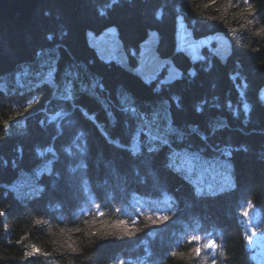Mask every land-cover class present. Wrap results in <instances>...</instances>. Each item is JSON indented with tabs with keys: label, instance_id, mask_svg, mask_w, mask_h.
Wrapping results in <instances>:
<instances>
[{
	"label": "trees",
	"instance_id": "16d2710c",
	"mask_svg": "<svg viewBox=\"0 0 264 264\" xmlns=\"http://www.w3.org/2000/svg\"><path fill=\"white\" fill-rule=\"evenodd\" d=\"M176 14L196 35L226 33L234 45L229 62L202 65L193 78L185 70L157 89L101 62L86 44L87 30L116 25L136 52L156 28L160 53L170 56ZM174 58L186 68L183 56ZM237 63L248 118L225 102L237 99L229 79ZM263 84L264 0H41L24 23L0 19V264H134L131 252L145 264L140 250L165 255L161 264H257L247 235L264 229ZM79 134L87 138L83 155ZM191 155L204 165L188 166ZM78 158L81 171L72 163ZM22 167L34 170L28 196L11 183ZM179 173L193 178L184 183ZM83 180L100 201L83 196ZM139 188H164L172 198L151 208L143 203L151 194L141 192L145 199L133 208L130 189ZM191 214L200 217L195 235L173 242L171 232ZM203 232L225 241L221 257L196 250Z\"/></svg>",
	"mask_w": 264,
	"mask_h": 264
},
{
	"label": "rangeland",
	"instance_id": "374dc122",
	"mask_svg": "<svg viewBox=\"0 0 264 264\" xmlns=\"http://www.w3.org/2000/svg\"><path fill=\"white\" fill-rule=\"evenodd\" d=\"M178 17H182L183 18L184 24L187 26V29L188 30H191L192 35H193V37L195 39H199L201 37H205V36H208V35L209 36L210 35H214L215 33H222L223 36L225 38H227V40L229 42V45H226L223 48V51H220L221 49H220L219 43H217V41L216 42L213 41L211 43V45H210L211 48L210 49L209 48H204L201 51L200 55L199 54H194L192 52H189L188 50H186V51L183 50V51L176 52L175 51L176 50V47H175L176 46V41H175V25H174V33H173V51H172V53H171L170 56L161 55V53H160L161 36H160L159 31L156 28H150V29H148L146 35L143 37V39L141 41H139V43L142 42L144 39L147 38V34H148L149 31H152V30L153 31H157L159 34H158V40H157V45H156V51H158L159 56L162 59L170 58V60L172 62V66L175 67V69H177L178 72H179V77H177L178 79H181L182 77L186 76L185 75V72H184L185 70L189 73L188 76H191V78H193L194 75L197 72V68L198 67H201L202 65H203L202 68L205 69V68L210 67L215 61H216V63L218 65H221V66H224V65H226L229 62V59L231 58L232 53H233V50H234V45H233L232 40L230 39V37L226 33H224L223 31L218 30V31H215V32H209L207 34L196 35L195 32H194L193 27H190L191 26L190 23L185 19L184 14H176V16H175V22H176V18H178ZM6 19H9V18H6ZM17 19H18V17H17ZM110 26H105L99 32H95V31H93V32L99 34L101 31L106 30ZM117 32H118V34H119V36L121 38L120 31L117 30ZM86 34H87V31H86ZM121 40H122V38H121ZM155 40H156V38L153 37V40L152 41L154 42ZM146 42H147V45L150 44V42H148V41H146ZM153 42H151V44H153ZM139 43H138V46H139ZM86 44L89 47V49H91L94 52V54H95V56H96V58L98 60H100L101 62L107 63V64L114 63V61H107L109 59H106V57H102L101 54H100V52H99V50H97L94 47L92 48L89 45V42L87 41V37H86ZM123 44H124V42H123ZM138 46H137L136 52H135V49H131V51H129V53L126 54L127 55V58H128L127 65L120 66L119 63H115V64H117L120 68H122L123 70L131 73L132 75L136 76L137 78H139L141 80V78L139 76L133 74L134 73L133 71L137 67L136 58H137V56L139 54V50H140ZM153 47H154V45H153ZM125 48H126V46H125ZM42 55L43 54H40L39 56L42 57ZM179 55L183 56L188 61V64H187V66H186L185 69L181 68L177 64L176 59L174 58L175 56H179ZM131 57L133 58L132 59L133 61L131 60ZM204 62H205V64L207 62V67L206 66L204 67V65H205ZM163 67L161 66L160 69H162V68L163 69H162L161 73L156 77V79L153 82H151V83H147V85L156 84L157 85V89H158L161 84H163V85H169V84H171V83H165L163 81L164 80V76L167 74L168 69L170 68V65L167 63ZM172 72L175 73L176 70H173ZM242 73L243 72H242V70L240 68V64L239 63H237L236 67H234V69L229 72V79L233 82L234 88L236 89V94H237L236 98L237 99L234 102L232 99H230V97H229L230 95H229L226 98V101L225 102H226V106L228 108L230 107L232 113L235 114L234 116H238L239 115V114H237V113H239V109H237L235 107V105H238L239 106V104H240L241 101H244V102L247 101L250 104V102L245 98V96H248V94L246 95L244 89H241L242 88L241 86H243V84L245 83V77L243 76ZM4 76L6 77V79H9L11 77V76H8L7 74H4ZM5 77H3V78H5ZM3 78H1V79H3ZM178 79H176V80H178ZM141 81L143 83H145L143 80H141ZM91 84H93L92 81H91ZM94 87H95V85H93V88ZM263 89H264V84L259 87V89L257 91V98H258V101L261 103V105H262V107L264 109V91L261 93V90H263ZM175 100L178 102V97L177 96L175 97ZM232 102H234V103H232ZM242 113L244 114V117L245 118H248V116L250 115V111H248V110H242ZM126 126L128 127L127 124H125V127ZM103 127H105V125L102 123L101 129ZM73 136H74V138H76V135H73ZM130 137H131V135H130ZM79 138L83 142V143L81 142L83 144V146H86V144H87V138L85 137V135L79 134ZM130 140H131V138H130ZM148 140L145 141L146 144H148ZM78 142H80V140ZM171 144H173L172 139L168 143L169 147L171 146ZM84 148H85V151H86V147H84ZM132 150L133 151H136L137 148L132 149ZM199 157H201V156H198V155H191V156H189V159L187 161L188 166L193 167L194 165H198L199 163H203V165H204V158L201 159ZM216 162H217V164H220L219 161H216ZM35 163H38V161H36ZM209 164H210V162H209ZM210 166L213 168V171L216 172L217 165L210 164V165H208L206 167L210 168ZM218 169L221 171V172H219L221 174H227L228 173V171H226V169L224 167H219ZM15 170L16 171H15L14 175L11 178V180L13 179L11 181V183L18 185V190L21 193V191H25L26 188L29 187V185L31 183L32 173H34V170H30V168H27V167H22L21 169L20 168H17ZM136 173L139 174L138 171H136ZM139 175H140V182H139V184L140 183L141 184H146V181H147L146 176L143 175V174H139ZM85 182L86 181L83 180L80 183V187L82 189L83 196H85L86 199H91V194H92L93 195V198L92 199H94L96 201H100L99 198L95 195V193H94L93 190H91V193H88V189L85 187V186H87V183H85ZM89 188H91V187H89ZM136 190H137V192L134 191V189H130V191H131L130 194H133V196L129 200H127V202H129V203H133L134 206L140 204V202H137L140 199H141V203H142V200L145 199V197H143L144 194L141 193V192H148V193L151 194V195H149L147 197V200H143V203L148 204L151 208H158V206L164 204V202H162L163 200L161 199L162 198V195H161L160 191H150V190L148 191V189H146V188H139V189H136ZM16 192H18V191H16ZM30 192H31L30 190H29V192L28 191H25L23 194L26 195V196H28V194ZM166 192H168V190ZM109 195L111 196L113 194L111 193ZM125 201H126V199L122 200L123 203L121 202V205H124V202ZM136 247H137V245L134 242L133 249H136ZM251 248H252V250H248V252L250 254L255 253V257L257 258V261H258L257 264H264V253H262V252L259 253L258 251L255 250L254 247H251ZM260 258L262 260H260Z\"/></svg>",
	"mask_w": 264,
	"mask_h": 264
},
{
	"label": "water",
	"instance_id": "95a60500",
	"mask_svg": "<svg viewBox=\"0 0 264 264\" xmlns=\"http://www.w3.org/2000/svg\"><path fill=\"white\" fill-rule=\"evenodd\" d=\"M40 1L41 0H0V18L6 19L17 16L18 21L24 23L31 18L34 9ZM117 30V26L114 25H111L99 34L92 30H87V41L92 48L94 47L99 50L102 57L109 59L107 61H119L120 66L127 65L128 58L124 53V44ZM158 34L157 31H149L147 38L140 42L138 46L140 50L136 58L137 67L133 71V74L139 76L146 84L153 82L161 73L164 68L163 66L167 63L170 65V68L164 76L163 81L165 83H172L179 77V72L172 66L170 58L162 59L158 51H156ZM153 37L156 38L154 42L152 41ZM146 41L150 42V44L147 45ZM175 41L176 52L188 50L189 52L199 55L204 48L210 49V45L213 41L219 43L220 51H223L224 46L229 45L227 38H225L222 33H215L214 35L195 39L191 30H188L187 26L184 24L182 17L176 18ZM151 42H153V44H151ZM161 66L163 67L162 69H160ZM173 70H176V72H172ZM263 91L264 89L261 90V93Z\"/></svg>",
	"mask_w": 264,
	"mask_h": 264
},
{
	"label": "bare ground",
	"instance_id": "6f19581e",
	"mask_svg": "<svg viewBox=\"0 0 264 264\" xmlns=\"http://www.w3.org/2000/svg\"><path fill=\"white\" fill-rule=\"evenodd\" d=\"M114 26H116V25H114ZM124 53L125 54H128L129 53V51H127V49L125 48V44H124ZM114 63H119V61H115ZM48 77H49V75H46L45 78H47V79H44V80L42 79L45 85H47V83H48V81L50 79ZM32 87L33 86L29 85V86L26 87V89H32ZM239 106H240V108L242 110H248V111L251 110V107L246 102H244V101H241L240 104H239ZM87 116H88V113H87ZM81 146H82V143L80 141V142H78V147H76V148H78L77 149L78 150V153L80 155H83L85 153V151H84V149H80ZM40 154H41V151H40ZM77 156H78L77 154H73L72 155V157H77ZM72 163H73V165L75 167H77L79 169V171H81L80 169L82 167H80V165L83 166L84 160H82V159L80 160L78 158L76 161H74ZM178 177L180 179L183 178V182L184 183L190 182V179L193 178L190 174H187V173L181 174V176H180V173H179L178 175H176V178H178ZM84 181H87V180H84ZM85 183H87V186H85V187L88 189V193H91V189L89 188L90 187L89 181H87ZM159 191H160V193L162 195V198H161L162 200H164L165 202H167L168 200H171L172 195H170V193L166 192L167 191L166 189L161 188ZM217 193H218V188L213 187L212 190L210 191V193L208 195H210V197H212L213 195H216ZM91 198H93V195L92 194H91ZM108 199L111 200L109 197H108ZM197 199L198 200H202V198H197ZM175 200L176 201H172L171 203L172 204H177L175 206L174 210L178 211L179 210V205H178L179 204V201H178L177 198H175ZM138 202H140V201H138ZM131 206L133 208H136L133 203H131ZM96 209H99V208L97 207ZM238 209H239V206L236 207V212H238ZM167 215H169V214H167ZM190 216H192V218H191L192 221L191 222H189V221H183L182 224L180 225L179 229H175L173 232H171V235L174 232H176L175 236H173V240H172L173 242H175L176 239H177V236L178 235L180 236L181 234L182 235H187V234L191 233V235H195V232L197 230V226L199 224L198 221H199V218L200 217L197 216L196 214H191ZM243 226L244 225H242L240 227V229H241V233H242L243 238H245V234L243 233ZM260 228H263V227H260ZM260 228H258V229H260ZM247 231H248V229H247ZM256 231H257L256 229L251 230L250 233H249V235H247V236H248V239H249V244H250L249 246L254 247L256 251H260V250L264 249V229L260 230L259 232H256ZM217 236L218 235H215L214 237L209 236V235L205 236V233L203 232L202 235H201V238L198 241V243L195 244L196 250H199L206 257H207V254L209 252H211V251L213 252V254L215 256L221 257V255H223V253H224L225 241L224 240L219 241L217 239ZM141 238L142 237H140L139 240H141ZM151 251H153V250L151 249ZM138 253L143 256L140 259H141V261H144L145 260V264H154V263L155 264H161L162 262H164V260L166 258L165 255L164 256H158V255L151 256L152 254H149L147 252L146 253L145 252L144 253H141V250ZM131 254L132 255H130V257H131L133 263L134 264H139L136 261V255L134 253H132V252H131Z\"/></svg>",
	"mask_w": 264,
	"mask_h": 264
}]
</instances>
